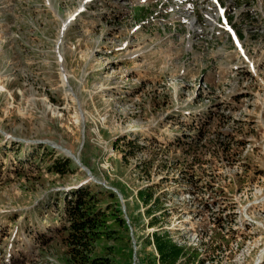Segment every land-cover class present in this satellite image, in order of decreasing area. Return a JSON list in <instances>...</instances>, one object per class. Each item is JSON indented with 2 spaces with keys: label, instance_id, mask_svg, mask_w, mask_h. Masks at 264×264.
I'll list each match as a JSON object with an SVG mask.
<instances>
[{
  "label": "rangeland",
  "instance_id": "1",
  "mask_svg": "<svg viewBox=\"0 0 264 264\" xmlns=\"http://www.w3.org/2000/svg\"><path fill=\"white\" fill-rule=\"evenodd\" d=\"M78 194L89 258L264 264V0H0V264H79Z\"/></svg>",
  "mask_w": 264,
  "mask_h": 264
},
{
  "label": "trees",
  "instance_id": "2",
  "mask_svg": "<svg viewBox=\"0 0 264 264\" xmlns=\"http://www.w3.org/2000/svg\"><path fill=\"white\" fill-rule=\"evenodd\" d=\"M135 10L136 18H139V9ZM138 194L145 205L156 202L154 199L152 200V194L147 189L139 191ZM89 199L86 194H78L75 195L73 201H64L62 211L66 215L67 226L55 229V233L60 234L61 239H64L65 243L71 246V255L74 262H79V264H108L105 258L95 256L89 258L88 256L92 246L90 245L91 241L99 237L96 231L98 227L96 225L97 212L96 214L92 212V204ZM146 210L147 214L152 212L150 208ZM150 215H147L148 218ZM163 226L155 219L150 218L146 223V227L153 229L146 236V239L149 244L153 245L159 263L194 264L192 261L195 260L196 254L189 255V249L186 246L173 242L170 238V232ZM62 231H65V234L61 233Z\"/></svg>",
  "mask_w": 264,
  "mask_h": 264
},
{
  "label": "bare ground",
  "instance_id": "3",
  "mask_svg": "<svg viewBox=\"0 0 264 264\" xmlns=\"http://www.w3.org/2000/svg\"><path fill=\"white\" fill-rule=\"evenodd\" d=\"M209 1V0H208ZM217 5V4H216ZM218 6H219V4H218ZM75 157V156H74Z\"/></svg>",
  "mask_w": 264,
  "mask_h": 264
}]
</instances>
